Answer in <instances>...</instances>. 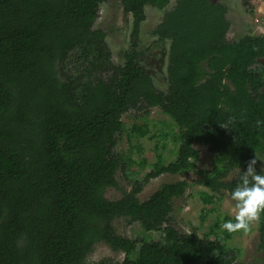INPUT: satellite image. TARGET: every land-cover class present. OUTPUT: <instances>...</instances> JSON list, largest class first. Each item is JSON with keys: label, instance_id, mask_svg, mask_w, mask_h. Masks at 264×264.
<instances>
[{"label": "trees", "instance_id": "1", "mask_svg": "<svg viewBox=\"0 0 264 264\" xmlns=\"http://www.w3.org/2000/svg\"><path fill=\"white\" fill-rule=\"evenodd\" d=\"M108 1L0 0V264H87L100 242L123 252L122 264H241L228 241L245 229L211 239L177 224L174 200L187 181L165 183L147 200L143 184L117 200L105 191L118 186L123 114L159 106L180 128L176 159L158 155L144 183L195 170L196 144L209 145L217 158L202 184L231 195L243 173H230L264 155V125H256L264 120V34L231 38L219 0H176L169 9L172 0H126L135 37L148 3L165 9L153 29L171 41L164 92L135 48L123 64L113 61L107 33L94 28ZM78 50L84 69L69 75L63 65ZM258 216L264 254V211ZM116 219L162 237L120 234Z\"/></svg>", "mask_w": 264, "mask_h": 264}, {"label": "rangeland", "instance_id": "2", "mask_svg": "<svg viewBox=\"0 0 264 264\" xmlns=\"http://www.w3.org/2000/svg\"><path fill=\"white\" fill-rule=\"evenodd\" d=\"M176 0H172L165 9L171 8ZM229 7L232 21L230 37L240 39L246 35L264 34V26L258 25L255 18L260 13V0H219ZM164 10L148 3L145 6V19L140 23L134 35L135 17L127 7L126 0H109L101 4L99 17L94 24L95 29L107 33V43L116 64H123L127 54L135 48L139 54L138 62L145 66L152 75L156 87L164 92L168 90L167 67L169 60L170 40H161L153 33L154 27L161 21ZM85 60L81 52L75 51L63 65V70L69 75L77 76L84 69ZM264 70V59L257 66ZM124 128L117 135L115 153L121 166L117 172V187L107 188L106 198L120 199L125 191L143 184L139 194L141 200H147L163 184L185 180L189 186L184 196L174 200V212L179 227L185 232L197 231L201 237L224 236L223 223L227 217L235 218L236 201L231 199L227 191L213 193L202 184V179L214 167L217 154L211 151L209 145L196 144L200 150L197 168L180 174H162L144 183L146 175L153 169L158 155L166 162L176 159L178 144L175 137L180 128L173 118L161 107H138L129 109L123 114ZM145 130L146 135H140L137 130ZM254 166L257 173L264 172V155L257 154ZM245 170H235L227 179H233ZM213 194L211 203H206L203 193ZM114 224L118 233L133 239L146 236L148 240H160L161 232L145 233L139 223L128 224L125 219H116ZM259 216L249 223L247 230L236 232L229 239L228 245L238 249L237 261L241 264H264V254L259 250ZM125 259L123 252L114 251L108 244H96L93 252L87 258V264H122Z\"/></svg>", "mask_w": 264, "mask_h": 264}, {"label": "clouds", "instance_id": "3", "mask_svg": "<svg viewBox=\"0 0 264 264\" xmlns=\"http://www.w3.org/2000/svg\"><path fill=\"white\" fill-rule=\"evenodd\" d=\"M256 125H264V120H257ZM256 163V158L248 162L239 183L231 191V199L236 201L237 212L234 221L227 220L222 225L228 232L247 230L249 223L264 211V172L257 173L254 167Z\"/></svg>", "mask_w": 264, "mask_h": 264}, {"label": "built area", "instance_id": "4", "mask_svg": "<svg viewBox=\"0 0 264 264\" xmlns=\"http://www.w3.org/2000/svg\"><path fill=\"white\" fill-rule=\"evenodd\" d=\"M261 5H260V13L257 15V17L255 18V22L258 25L264 26V0H260Z\"/></svg>", "mask_w": 264, "mask_h": 264}]
</instances>
